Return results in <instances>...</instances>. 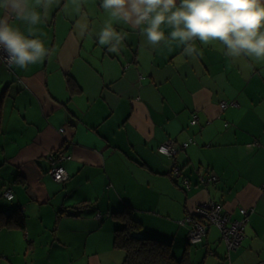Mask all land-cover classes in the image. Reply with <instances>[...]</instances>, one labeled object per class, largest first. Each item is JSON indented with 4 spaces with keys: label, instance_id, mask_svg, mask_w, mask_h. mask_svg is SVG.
Listing matches in <instances>:
<instances>
[{
    "label": "crops",
    "instance_id": "obj_1",
    "mask_svg": "<svg viewBox=\"0 0 264 264\" xmlns=\"http://www.w3.org/2000/svg\"><path fill=\"white\" fill-rule=\"evenodd\" d=\"M40 11L37 35L49 50L43 62L8 69L0 57V212L19 209L26 226L0 229L13 264L25 259L21 249L44 258L54 247L69 264H123L125 253L114 246L123 222L114 213L126 208L141 223L133 235L169 242L177 257L187 249L193 264H264V62L233 59L198 39L190 56L166 25L165 39L152 47L139 29L116 24L124 39L112 53L96 37L107 19L100 0L84 5L83 37L65 0ZM170 140L179 146L175 158L158 149ZM58 150L67 156L62 181L48 173L49 154ZM209 175L216 180L201 182ZM211 199L234 218L240 207L251 210L230 253L217 226L189 246L180 224ZM46 234L54 245L38 249Z\"/></svg>",
    "mask_w": 264,
    "mask_h": 264
},
{
    "label": "clouds",
    "instance_id": "obj_2",
    "mask_svg": "<svg viewBox=\"0 0 264 264\" xmlns=\"http://www.w3.org/2000/svg\"><path fill=\"white\" fill-rule=\"evenodd\" d=\"M86 2L65 0V12L78 18L82 37L89 28L83 12ZM59 4L60 0H0V52L6 54L9 67L25 69L49 55L36 26L43 19L40 9L46 13ZM100 7L107 19L96 37L109 52L119 53L124 39L116 24L139 29L152 47L165 39L166 25L169 37L184 45L190 56L197 53L191 42L198 39L204 46L218 44L219 51L233 59L246 56L264 62V0H100Z\"/></svg>",
    "mask_w": 264,
    "mask_h": 264
},
{
    "label": "built area",
    "instance_id": "obj_3",
    "mask_svg": "<svg viewBox=\"0 0 264 264\" xmlns=\"http://www.w3.org/2000/svg\"><path fill=\"white\" fill-rule=\"evenodd\" d=\"M1 59L8 64L6 54L0 52ZM227 102H222L221 107H226ZM196 119L192 120V123H195ZM61 131H64V128H61ZM193 139L190 141L182 143L181 147L186 148ZM159 151L170 158H175L178 154L179 146L173 144L172 140L161 144L159 146ZM67 159V156L60 152H52L49 154L50 166L48 168V173L56 181H62L66 178V169L61 162ZM171 173L175 177L181 175V167L174 165L171 169ZM201 182L210 183L216 180L214 175H209L208 177L200 176ZM186 189L191 188V184L188 180L184 181ZM4 196L11 200L14 197V194L11 190H6ZM251 213L250 209L240 207L239 217H233L232 213L227 210L221 202L215 200H208L196 205L193 209L189 210L186 216L180 220L181 225H185L189 229L188 241L190 244H196L203 241L204 236L207 233L209 226H217L221 232L222 240L225 242L228 253L237 249L244 237H245V228L248 223V216ZM263 264V263H259Z\"/></svg>",
    "mask_w": 264,
    "mask_h": 264
},
{
    "label": "trees",
    "instance_id": "obj_4",
    "mask_svg": "<svg viewBox=\"0 0 264 264\" xmlns=\"http://www.w3.org/2000/svg\"><path fill=\"white\" fill-rule=\"evenodd\" d=\"M7 67L8 69L11 68L9 65H7ZM59 151L60 150H58V152ZM53 152L56 153L57 151ZM187 213L188 211L186 214ZM114 215L123 222V226L114 231V246L122 249L125 253L123 264H193L189 258L187 249L180 257H177L173 252L171 243L158 238L138 237L133 235V232L140 229L141 223L134 217L133 211L130 208L116 212ZM3 227H16L25 230L24 215L20 213L19 209L10 212L1 211L0 229ZM188 234L189 229L187 232V242L189 246L203 242L207 235L206 233L203 241L190 244L188 241Z\"/></svg>",
    "mask_w": 264,
    "mask_h": 264
},
{
    "label": "rangeland",
    "instance_id": "obj_5",
    "mask_svg": "<svg viewBox=\"0 0 264 264\" xmlns=\"http://www.w3.org/2000/svg\"><path fill=\"white\" fill-rule=\"evenodd\" d=\"M5 242H1L0 245L2 253L0 254V264H13V261L11 258L14 257L12 246H10L8 239H6L5 236L0 237V240H3ZM52 237L49 234H46V237L44 239H39L36 245L38 246V249H41L42 247L47 248L54 245L52 244ZM42 246V247H41ZM26 247V246H25ZM48 248V249H50ZM59 248V247H58ZM60 250V249H59ZM23 251V252H22ZM53 253L46 254L44 258H39L40 254H36L37 258L34 257L33 254H31L30 249L28 250V257H25L26 252H24L23 249L19 250V254L22 255L23 260L16 261L15 264H49L47 261L53 260L52 264H69V260L66 255H63V251H57L55 247L52 249ZM79 260L73 261L74 264H78Z\"/></svg>",
    "mask_w": 264,
    "mask_h": 264
}]
</instances>
